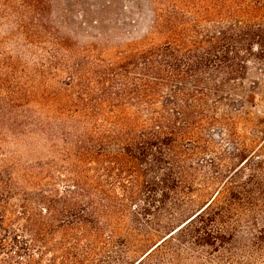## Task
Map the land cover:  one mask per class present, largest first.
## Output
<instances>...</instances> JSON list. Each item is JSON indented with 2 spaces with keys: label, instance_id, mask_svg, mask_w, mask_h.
I'll return each instance as SVG.
<instances>
[{
  "label": "trees",
  "instance_id": "trees-1",
  "mask_svg": "<svg viewBox=\"0 0 264 264\" xmlns=\"http://www.w3.org/2000/svg\"><path fill=\"white\" fill-rule=\"evenodd\" d=\"M81 15L145 35L116 50L70 42L21 81L8 127L46 157L0 169V264L229 263L240 240L263 256L264 223L244 226L230 180L240 167L219 160L233 112L264 98V0H102Z\"/></svg>",
  "mask_w": 264,
  "mask_h": 264
},
{
  "label": "rangeland",
  "instance_id": "rangeland-1",
  "mask_svg": "<svg viewBox=\"0 0 264 264\" xmlns=\"http://www.w3.org/2000/svg\"><path fill=\"white\" fill-rule=\"evenodd\" d=\"M101 1L0 0V169L8 168L20 173L24 162L46 157L42 142L23 141L8 127L13 125L18 130L21 124L24 106L20 104L18 95L22 80L48 75L41 63L55 59L54 56L65 58L70 42L116 50L145 35L142 28L134 29L132 24H117L111 28L108 25L98 27L89 21L84 23L88 18L81 15L82 10L89 3ZM119 17L126 23L129 20L122 13ZM256 77L264 81V73L259 72ZM36 106L33 105L34 108ZM232 115L233 130L220 146L225 149V154L219 162L228 166L230 175L240 167L230 180L232 186L242 189L246 196L241 203L242 223L245 227L255 225L258 228L264 223V206L259 205L261 199L264 203V163H259V146L264 140V98L259 88L248 97L244 107ZM259 207L263 208L260 210ZM240 234L246 235L245 232ZM241 245L243 240L235 243L234 251L238 255L229 263L226 260L222 262L218 254L212 255L211 261L207 253L185 255L181 263L264 264V255L259 249L244 248V252L239 253Z\"/></svg>",
  "mask_w": 264,
  "mask_h": 264
}]
</instances>
